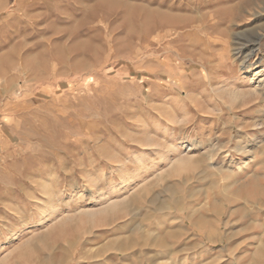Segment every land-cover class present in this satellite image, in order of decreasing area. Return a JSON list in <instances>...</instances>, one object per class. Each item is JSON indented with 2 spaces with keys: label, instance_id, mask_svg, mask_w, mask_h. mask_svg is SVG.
<instances>
[{
  "label": "rangeland",
  "instance_id": "obj_1",
  "mask_svg": "<svg viewBox=\"0 0 264 264\" xmlns=\"http://www.w3.org/2000/svg\"><path fill=\"white\" fill-rule=\"evenodd\" d=\"M262 248L264 0H0V264Z\"/></svg>",
  "mask_w": 264,
  "mask_h": 264
},
{
  "label": "bare ground",
  "instance_id": "obj_2",
  "mask_svg": "<svg viewBox=\"0 0 264 264\" xmlns=\"http://www.w3.org/2000/svg\"><path fill=\"white\" fill-rule=\"evenodd\" d=\"M174 210V209H173ZM172 209H171V211L172 212H174ZM180 211V210H179ZM184 222H185V220H183ZM195 226V228L197 229V230H199L200 229V226L199 225H196V224H194ZM200 231V230H199ZM262 253V254H261ZM259 254H260V256L262 257V259L264 260V248H262L260 251H259ZM260 258V257H259ZM264 264V263H263Z\"/></svg>",
  "mask_w": 264,
  "mask_h": 264
}]
</instances>
